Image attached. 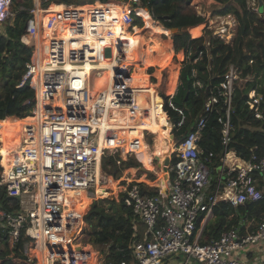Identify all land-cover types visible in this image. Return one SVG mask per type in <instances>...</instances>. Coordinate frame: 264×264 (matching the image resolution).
Segmentation results:
<instances>
[{
	"label": "built area",
	"instance_id": "1",
	"mask_svg": "<svg viewBox=\"0 0 264 264\" xmlns=\"http://www.w3.org/2000/svg\"><path fill=\"white\" fill-rule=\"evenodd\" d=\"M55 1L57 7L49 9L50 2L32 0L20 36L31 54L17 86L27 83L33 89L34 104L27 116L18 118L24 120L18 143L0 148V188L12 199L10 208L0 205V231L14 247L22 241L17 249L26 255L27 264H161L179 253L200 264H250L239 253L249 248L259 252L260 247L252 246L264 241V215L253 229L250 222L232 225L216 238L199 241L205 220L219 202L238 206L262 196L264 144L254 145L249 159L228 147L232 97L241 78L238 66H228L217 93L204 104V112H210L221 98L224 110L217 116L222 155L215 168L224 177L211 191L213 152L202 158L198 144L206 116L198 117L188 133L177 134L185 113L172 100L175 90L160 94L151 80L154 74L142 62V50L131 47L128 36L145 24L140 11L151 17L148 8L140 0L79 5ZM246 3L260 14L258 0ZM191 4L203 18V32L225 44L233 42L239 25L235 14L213 16L202 12L197 2ZM12 6L13 0H0V23L13 21L17 9ZM262 100L251 89L246 104L255 118L264 121ZM159 114L165 119L161 127L170 147L159 158V174L153 179H144L146 172L129 178L130 168L116 179L104 174L105 154L116 162L125 156L142 162L146 150L152 153L149 146L156 145ZM157 158L150 155V162ZM111 179L114 197L124 192L145 224L143 238L130 245V258L115 263L106 262L103 248L83 239L86 215L96 199L110 195L102 193ZM139 182L156 184L158 192L141 193ZM255 258L264 262L261 253Z\"/></svg>",
	"mask_w": 264,
	"mask_h": 264
},
{
	"label": "trees",
	"instance_id": "2",
	"mask_svg": "<svg viewBox=\"0 0 264 264\" xmlns=\"http://www.w3.org/2000/svg\"><path fill=\"white\" fill-rule=\"evenodd\" d=\"M58 1L75 2V0ZM140 1L148 8L152 19L160 22L166 28H178V31L171 34L173 49L175 51L183 50L184 58L181 62L172 100L184 110L185 122L176 130V133L179 135L188 133L194 129L197 118L205 115L206 125L203 129V135L198 141L201 148L200 156L203 158L208 151H212L211 173L217 172L215 168L220 164V156L222 155L221 124L217 121V116L223 114L224 110L221 107V98L216 103L217 106L215 105L210 112H204V104L210 95L217 93L220 81L226 71L224 64L227 65L229 61H233V64L238 66L240 77L244 81L240 85L237 83L234 87L232 97L234 109L230 114L233 128L230 131L228 147L241 158L249 159L251 148L254 145L261 146L264 144V121L255 118L246 104L248 92L254 89L263 96L260 107L264 111V56L255 47L253 39L248 37L249 32L256 26L254 22H262L261 26L264 27V0H262V11L260 12L258 8L260 14L248 8L246 0H215L219 5L213 11V16L233 13L239 20L237 36L234 39L237 43L238 54L236 55L231 52L225 55L223 50L229 44L223 43L218 38L211 37L209 44H207L205 35L208 31L196 36L199 34L200 28V25L197 24H200L203 18L194 10L191 4L192 0ZM31 6L32 0H13L12 8L17 9L16 15L12 22H4L0 27V82L2 83L0 85V134L1 128L9 123L17 126L20 122L7 121L8 118L18 119L27 116L34 104L33 89L27 83L17 86L31 54V47L20 41L28 17V9ZM136 22H139L138 18ZM145 22H148L146 17ZM188 27L196 37H191ZM151 30L153 33L157 31L155 24L151 26ZM166 32L168 33V30ZM128 37L130 38V35ZM136 39L139 42L141 41V33L137 34ZM130 44L131 47L135 45L131 40ZM164 45V54L159 55V57L157 54L150 56L148 60H145V65H166V60L170 58L166 51L169 42H165ZM156 49L158 50L157 47ZM159 49L161 50L160 47ZM210 52L211 54L221 53L219 57L223 64L220 63L216 71L210 64ZM172 67L168 84L170 90L176 80V73L174 67ZM26 100L28 102H25ZM156 100H159L158 96ZM156 122L155 119L151 124ZM156 127L159 134L161 128L159 121L156 123ZM151 129L155 130L153 127ZM162 138V141H164V136ZM162 146V148H157L155 155L169 151L167 145L162 144ZM7 147L3 143L1 150ZM102 159V169L117 177L116 171L119 170V166L114 157L108 155L102 157ZM106 162H109L110 167L106 166ZM113 164L116 165V171L112 169ZM135 164L138 165L137 162ZM135 164H132L129 160L122 162L125 168ZM216 178L210 179L211 191ZM260 184L262 196L257 200L238 206H232L223 201L219 202L212 212L211 219L203 224L199 241L203 243L211 238H216L224 229L232 225H242L250 222L253 229L264 215V186L262 181H260ZM138 185L141 193L152 194L158 192L156 184L148 185L139 182ZM125 199L124 192L119 193L118 199L113 195L100 197L92 203L86 215V222L90 227L87 228L83 239L88 240L95 246H101L106 252V262L115 263L124 258L129 259L132 241L143 238L145 224L133 212L131 205ZM11 200L5 191L0 188V205L4 208H10L9 202ZM197 226H199V222H197ZM244 229V226H242L241 231H244ZM21 244L22 241L18 243L17 247ZM17 247L11 244L5 232L0 231V264H27V260L19 256L20 252Z\"/></svg>",
	"mask_w": 264,
	"mask_h": 264
},
{
	"label": "rangeland",
	"instance_id": "3",
	"mask_svg": "<svg viewBox=\"0 0 264 264\" xmlns=\"http://www.w3.org/2000/svg\"><path fill=\"white\" fill-rule=\"evenodd\" d=\"M92 1H94V0H75V2H70L71 4H75V5H79V4H84V3H88V2H92ZM41 2H42V4L43 5H45V4H48L49 2H50V5H47V6H51L52 4H54V5H56L55 4V0H41ZM197 3H198V5H199V9L202 11V12H205V13H209L210 15H212V13H213V11L218 7V3L217 2H215V0H197ZM54 5H52V6H54ZM194 7V6H193ZM194 10H195V8H194ZM263 15H264V13H263ZM150 23V22H149ZM154 24H155V22H154ZM254 24L256 25L255 26V28L253 29V30H251L250 32H249V35H248V37H250V38H252L253 39V41H254V44H255V47L256 48H258L259 49V51L263 54V56H264V27H262L261 25H262V22H254ZM2 26V23H0V27ZM147 26V25H146ZM201 27V26H200ZM261 27V28H260ZM189 28V27H188ZM168 30V33L167 34H164V33H156V34H152V33H150V29H144V28H141L139 31H137L138 33H141V35L143 34V37L145 38V43H143V44H141V46H140V49L142 50L143 48H145V47H147V44H150L151 42H156L155 40H159V39H167L168 37H170V38H172L171 37V31L169 30V29H167ZM189 31V30H188ZM137 33V34H138ZM203 34H204V32H203ZM205 38H206V43L207 44H209V42H210V38L211 37H209L208 35H205ZM130 39L132 40V41H135V40H133V36L132 35H130ZM137 41H135V43H136ZM162 44H163V41H162ZM217 45H218V43H217ZM149 46V45H148ZM158 47V52L156 53L157 55H158V57H159V55H161V54H164V46L163 45H161V50L159 49V47L160 46H157ZM168 51L170 52V62L171 63H173L174 64V69H175V65H176V62H177V57H176V52H178V51H175V52H171L170 51V49L168 48ZM229 52H231V53H234L235 55L236 54H238V51H237V43H236V41L234 40L233 42H231L228 46H225V49L223 50V53L225 54V55H227ZM154 52L153 51H151V52H149V54L150 55H152ZM221 53H219V52H217V54L215 53H212L211 54V52H210V64H211V66L213 67V69H215L214 71H216L218 68H219V65H220V63H222L221 61H220V57H219V55H220ZM162 62V61H161ZM234 62L233 61H229L228 62V64L227 65H225L224 64V66H226L225 68L227 69L228 68V66L230 65V64H233ZM223 64V63H222ZM148 66H151V65H148ZM171 67H172V65H171ZM148 69H149V67H148ZM154 70H160L161 71V82H160V84L157 86L158 87V89H159V91H160V89H161V94H163V85H164V81L167 79V76H168V72H169V67L168 66H166V67H160V68H156V67H151V69H149V72H153ZM257 75V74H256ZM152 82H156V78L155 77H153L152 79ZM243 81H244V79L243 78H240V80L238 81V84L240 85V84H242L243 83ZM2 83L0 82V85H1ZM169 84V83H168ZM161 116L160 115H158V118H159V120H161V118H160ZM161 122V124H163L164 122L161 120L160 121ZM11 124V123H10ZM162 126V125H161ZM4 129H6V128H4ZM161 129H162V127H161ZM162 135L164 136V135H166L165 134V132H163L162 133ZM161 134H157V139H156V144L158 145V146H160V143L162 142V140H161V136H162ZM155 143V142H154ZM149 148H150V150L152 151L153 150V147H152V145H150L149 146ZM146 153H148V151L146 150L145 151ZM107 157L108 155L107 154H105L103 157ZM156 157H158V156H156ZM125 159V160H124ZM124 159L122 158V159H120V161L119 162H116L117 164H118V166H119V170H115V169H113L114 171H116V173H117V176L118 175H121L122 174V172H125V171H127V169L128 168H130V170H128V173L129 174H127V176L129 177V178H138V177H140V175H141V173H144V172H146V174H147V176L150 178V179H153L156 175H158L159 173H158V169L160 168V166H161V162H159L160 161V159H159V157L157 158V159H155V160H153V168L151 169V168H149V169H145V167H144V165H143V163L142 162H139L138 160H136L134 157H132V156H125L124 157ZM127 160H129L130 162H132V164H135L136 162L138 163V165L137 164H135V165H130L129 167H126L125 168V166L124 165H122V162H125V161H127ZM102 161H103V159H102ZM120 163V164H119ZM106 166L107 167H110V164H109V162H106ZM116 166V165H115ZM103 170V173L104 174H107V175H110V174H108L104 169H102ZM217 173L218 172H215V173H211L210 174V179H215L216 177H217ZM112 177H113V179H116V177L114 176V175H111ZM133 176V177H132ZM113 182V181H112ZM112 182H109V183H106V192H107V194H110V195H108V196H114L115 195V193H116V191H115V189H114V183L112 184ZM161 189H163V188H161ZM102 194H104V193H102ZM84 225V224H83ZM87 227L89 228L90 227V225H88V223H87ZM1 228V227H0ZM83 239H81V241H82ZM102 248L101 246H98V248ZM179 256H180V261L182 262L183 261V263L185 262V260L187 259V257H186V255L185 254H183V253H179L178 254ZM263 259H264V250H263ZM198 263L195 259H193V258H189V259H187V263L186 264H192V263Z\"/></svg>",
	"mask_w": 264,
	"mask_h": 264
},
{
	"label": "crops",
	"instance_id": "4",
	"mask_svg": "<svg viewBox=\"0 0 264 264\" xmlns=\"http://www.w3.org/2000/svg\"><path fill=\"white\" fill-rule=\"evenodd\" d=\"M192 1H194V2H197V0H192ZM52 5H54V4H52ZM52 5H51V7H52ZM142 13H143V15H144V18L146 17V19H147V21L148 22H145V24L143 25V28L144 29H150L151 30V26L154 24V22H155V26L157 27V31H155V33H153V31L151 30L150 31V33H152V34H156V33H164V34H167V32H166V30L167 29H169V28H166V27H164V26H162L161 24H160V22H158V21H156V20H154V19H152V17H150V16H148L147 15V13H145L144 11H141ZM150 22V23H149ZM147 25V26H146ZM197 25H201V23L200 24H197ZM196 26V25H195ZM191 27H194V26H191ZM166 29V30H165ZM137 31H139V29H137ZM189 31H190V27H189ZM140 32V31H139ZM203 34V28H202V25H201V27H200V30H199V34L198 35H196V36H200V35H202ZM136 36H137V34L136 35H133V40H135V41H137L136 43H135V41H132L131 39V41L132 42H134V46L132 47V48H135V46H138L139 47V49H140V45L141 44H143V43H145V38L143 37V34L141 35V41L139 42V40L138 39H136ZM196 36H193V37H196ZM156 42H151L150 44H147V47H145V48H143L142 49V51H140L141 53H142V62H143V64L145 65V60H148L149 59V57L150 56H153V55H156V53L158 52V50L156 49V47L157 46H160V48H161V45H163V46H165L164 44H165V42H169V45H168V48L170 49V51L171 52H175V50L173 49V41H172V38H170V37H168L167 39H159V40H155ZM162 41H163V44H162ZM149 45V46H148ZM158 48V47H157ZM168 48L166 49V51H167V53L169 54V57H170V52L168 51ZM141 50V49H140ZM151 51H153L154 53L152 54V55H150L149 54V52H151ZM176 57H177V62H176V65H175V69L173 68L174 67V64L173 63H171L170 62V58H168L166 61H167V63H166V65H164V66H160V65H158V64H152L151 66H148V65H145V66H147V67H149V69H151V67L153 66V67H156V68H160V67H166V66H168L169 67V72H168V76H167V79L164 81V85H163V94L162 95H166V93H168L169 91H172V89H173V91L175 90V88H176V84H177V78H178V74H179V70H180V67H181V62H182V60H183V58H184V53H183V51L182 50H179L178 52H176ZM171 65L173 66L172 68L174 69V71H175V73H176V80H175V83H174V85H173V87H172V89L170 90V88H169V85H168V83H169V76H170V72H171ZM149 69H148V71H149ZM153 74H154V76L156 77V83L159 85L160 84V82H161V71L160 70H154L153 72H152ZM160 94H161V89H160ZM160 116H161V114H159ZM161 118V120L164 122L163 124H161V125H164L165 124V119L163 118V116H161L160 117ZM161 120H159L158 119V121L160 122ZM161 123V122H160ZM18 125H19V123H18ZM18 125L16 126V127H18ZM163 132H165V134H166V132L167 131H162V129L160 128V132H159V134H161L162 135V133ZM163 137V135L161 136V140L163 139L162 138ZM164 137H165V135H164ZM4 144L5 145H7V142L6 141H4ZM162 144H165L166 145V143H165V141H162L161 143H160V146H158L157 144L154 146V149H153V151H152V153H144V155L141 157V160H142V162H143V165H144V167H148V168H152L153 167V164L150 162V155H154V156H158L160 159L162 158V157H164V155L166 154V153H164V154H158V155H155L156 154V150H157V148L159 147V148H162L163 146H162ZM8 146V145H7ZM169 147V146H168ZM170 148V147H169ZM147 156V157H146ZM218 173H217V178H216V180L220 177V176H222V177H224V174L222 173V172H220V169H218V170H216ZM143 178L144 179H148V177H147V174H144V176H143ZM215 180V181H216ZM263 184H264V181L262 182ZM211 215L210 216H208V218L205 220V222L207 221V220H209V219H211ZM204 222V223H205ZM258 247H260V249L258 250L259 252H256V251H253L251 248H249L248 250H246V251H242V252H240L239 253V256H241V258H245L248 262H250V264H264V262L263 261H259V262H257V260H256V254L257 253H261V254H263V250H264V241L263 242H261V243H259V244H257L256 245V247H255V245H253L252 246V248H258ZM161 264H183V261L181 262L180 261V256L178 255V254H172V255H170V256H168L167 258H165L164 259V261L161 263ZM192 264H200V263H192Z\"/></svg>",
	"mask_w": 264,
	"mask_h": 264
},
{
	"label": "bare ground",
	"instance_id": "5",
	"mask_svg": "<svg viewBox=\"0 0 264 264\" xmlns=\"http://www.w3.org/2000/svg\"><path fill=\"white\" fill-rule=\"evenodd\" d=\"M49 9H52V8H56L57 6L56 5H54V6H47ZM141 12V11H140ZM202 25V24H201ZM200 25V26H201ZM199 30H200V28H199ZM190 32H191V30H190ZM191 34H192V32H191ZM193 35V34H192ZM194 36V35H193ZM156 97L157 96H154V98L156 99ZM20 121L19 122V125H18V127H16V126H14V125H12V124H8L7 126H5L4 128H6V129H4V128H1V134H0V136L2 137V141H0L1 142V147H2V145H3V143H4V141H6L7 142V145L9 146V145H15V144H17L18 143V141H19V126H20V124L24 121V120H21V119H15V118H13V117H11V118H8L7 119V121ZM26 120H28V119H26ZM0 147V148H1ZM147 157V156H146ZM113 180L111 179V181L110 182H112ZM113 183H115L114 181L112 182V184ZM103 193H107L106 191L105 192H103ZM84 224V223H83Z\"/></svg>",
	"mask_w": 264,
	"mask_h": 264
},
{
	"label": "water",
	"instance_id": "6",
	"mask_svg": "<svg viewBox=\"0 0 264 264\" xmlns=\"http://www.w3.org/2000/svg\"><path fill=\"white\" fill-rule=\"evenodd\" d=\"M150 1H152V0H150ZM258 7H259V11L261 12L262 10V0H258ZM169 30L171 31V33H174V32H176V31H178V28L177 27H170L169 28ZM116 168V166H115V164H113V169H115ZM21 258H26V255L25 254H20L19 255Z\"/></svg>",
	"mask_w": 264,
	"mask_h": 264
}]
</instances>
